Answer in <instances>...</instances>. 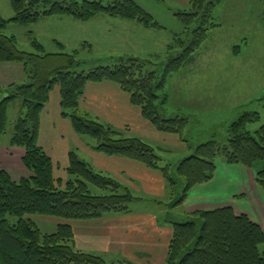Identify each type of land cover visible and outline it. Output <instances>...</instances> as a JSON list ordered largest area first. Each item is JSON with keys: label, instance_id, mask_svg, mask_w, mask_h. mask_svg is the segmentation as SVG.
I'll use <instances>...</instances> for the list:
<instances>
[{"label": "trees", "instance_id": "obj_1", "mask_svg": "<svg viewBox=\"0 0 264 264\" xmlns=\"http://www.w3.org/2000/svg\"><path fill=\"white\" fill-rule=\"evenodd\" d=\"M222 1L189 0V11L175 13L188 39L176 37L168 45L169 53H179L169 55L159 72L145 70L147 62L137 57H117L111 64L84 70L82 63L86 61L78 59V49L66 52L63 44L54 40L59 52L45 53L29 33L34 51L27 52L18 47L16 36L2 31L10 22L28 26L49 17L86 22L97 15L133 21L145 29L160 27L134 0H10L12 17L0 15V64H22L26 81L0 87V138L8 128L9 108L17 101L19 110L9 145L24 150L21 160L30 175L16 181L0 168V264H124L75 248L68 223L42 232L34 221L36 216L95 219L108 212H127L136 201L125 186L95 171L75 152L68 154L65 183L54 177L51 158L38 145L37 136L40 113L55 86L60 91L61 115L70 119L78 135L91 140L96 151L127 157L163 175L169 195L167 212L182 205L191 188L212 180L217 157L227 164L254 169L256 181L264 188V166H257L264 162V123L258 111H245L232 121L226 142H199L188 156L165 165L151 144L77 112L86 83L109 81L127 93L129 101L157 131L177 134L186 141L183 135L190 116L166 115L164 85L169 74L194 60L207 30L215 25L211 10ZM81 46L90 50L91 45L83 42ZM252 124L257 126L250 128ZM178 186H182L180 193ZM189 214L187 221L172 214L165 218L172 227L165 264H264V230L248 215L236 213L229 205Z\"/></svg>", "mask_w": 264, "mask_h": 264}, {"label": "rangeland", "instance_id": "obj_2", "mask_svg": "<svg viewBox=\"0 0 264 264\" xmlns=\"http://www.w3.org/2000/svg\"><path fill=\"white\" fill-rule=\"evenodd\" d=\"M101 1L109 3L114 0ZM134 1L160 25L158 28L145 29L129 21L139 26L129 33L131 38L137 40L134 47L121 42L127 41V20L105 15H97L86 22L67 17L43 18L28 26L10 22L2 31L16 36L18 47L27 52L34 51L29 33L42 44L45 53L59 52L60 49L53 40L64 42L66 52L78 48L83 39L87 40L92 44V50L85 48L78 55L79 60L86 61L82 63L84 70L100 64H111V60L117 57H137L147 62L145 70L161 72L169 55L175 56L179 53L178 50L169 53L168 45L176 37L188 39L183 23L175 13L189 11L191 4L189 0ZM0 15L4 19L12 17L10 0H0ZM211 15V22L215 25L207 30L204 41L194 52V60L166 78L164 92L168 113L189 115L190 118L187 131L183 135L186 140L182 142L185 144L183 150L173 143L160 145L158 142L161 141L155 139V145L158 143L163 148L155 149L163 165L175 163L188 156L192 152L191 147L199 142L209 139L226 142L228 126L245 111H258L260 122L264 123V0H223L212 8ZM75 25H80L81 28L78 30ZM113 38H117L115 43L111 42ZM146 43L151 44V49ZM204 94H210L213 98L201 108V104L205 105L201 97ZM223 98L233 103L228 104ZM17 103L16 101L10 106L9 122ZM168 113L166 115H170ZM249 126L254 128L257 124ZM260 165L264 166V162H259L257 166ZM216 166L215 179L211 183L207 182L209 184L202 189L213 188L215 203L220 201L222 206L226 204L233 207L236 213L247 214L264 228V188L256 181L255 170L242 165L227 164L220 157L216 158ZM222 176L228 177L226 182L221 179ZM181 189L182 186H178V193ZM166 203L158 208L153 201L145 200L142 206L147 207L146 209L168 210L169 201ZM191 205H194L193 202L188 206L184 204L173 212L164 213L161 218L165 219L167 214H172L182 219L180 221L190 220L191 215L187 212L195 208L196 204L192 207ZM218 207L220 206L202 207L203 209L197 210ZM34 221L42 232L55 230L54 226L45 225L37 217Z\"/></svg>", "mask_w": 264, "mask_h": 264}, {"label": "crops", "instance_id": "obj_3", "mask_svg": "<svg viewBox=\"0 0 264 264\" xmlns=\"http://www.w3.org/2000/svg\"><path fill=\"white\" fill-rule=\"evenodd\" d=\"M127 22V41L121 42L134 47V43L137 40L135 41L134 37L131 38L129 33L133 32L136 26H139L135 23ZM75 28L79 30L81 27L80 25H75ZM142 36L143 34L140 35V37ZM116 41L117 38L111 39L112 43ZM83 42L91 45L90 50H92V44L84 39L80 42L79 47L74 49H78L79 53L81 50L84 51L87 47L82 49L81 44ZM61 43L63 46L66 45L64 42ZM147 46L151 49L150 43ZM25 81L26 76L22 64H0V87H5L12 82L22 83ZM59 92L58 86H55L50 91L48 101L40 113L37 136L38 145L51 158L54 177L61 180L62 184L65 182L67 178L68 154L69 152H75L80 159L87 162L95 171L107 174L125 186L136 197V201L130 205V210L127 212H108L95 219L63 220L48 216L36 217L50 227H56L59 223H68L72 227L75 248L100 255L108 262L118 263L119 261H124V264H165L167 247L172 235L171 225L164 218H161L167 212V209H146L147 207L142 206V202H145V200L153 201L158 208L167 204L169 195L163 175L158 170L150 169L144 164L127 157L120 155L110 156L96 151L91 140L78 135L74 131L70 119L61 115ZM201 97L205 102V105L201 104V108L205 107L206 103H209L213 98L210 94H204ZM221 97L222 95H220ZM223 100L228 104L232 102L224 98ZM164 108L168 113L165 102ZM18 110L19 103H17L16 109H13L14 114L10 122L8 121L6 133L0 138V168L5 170L11 179L16 181L30 175L21 160L24 150L20 147L9 145L10 129L13 120L18 114ZM77 112L88 114L90 117L122 131L125 135L137 136L155 146L157 150L163 149L159 144L163 145L166 142L173 143L182 150L185 148V144L182 143L184 141L181 140L179 135L157 131L150 122L142 117L139 108L129 101L127 93L112 82L86 83L79 98ZM155 139H159L161 142L155 145ZM216 172L217 166L209 183L215 179ZM226 178L228 177H221L225 182L227 181ZM209 183L196 185L188 192L187 198L182 205L188 206L190 202L196 205H191V207L194 206L195 208H192L187 213L200 208L203 209L202 207L222 206L220 201L215 203L216 195L213 188L202 189ZM182 205L170 211L173 212ZM260 226L264 230L263 225L261 224Z\"/></svg>", "mask_w": 264, "mask_h": 264}]
</instances>
